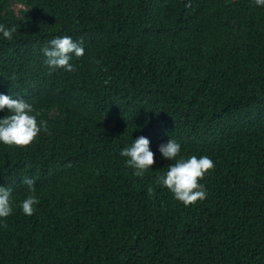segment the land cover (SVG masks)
I'll return each mask as SVG.
<instances>
[{"label":"trees","instance_id":"1","mask_svg":"<svg viewBox=\"0 0 264 264\" xmlns=\"http://www.w3.org/2000/svg\"><path fill=\"white\" fill-rule=\"evenodd\" d=\"M0 25L16 29L0 33V95L48 125L27 147L0 142V187L13 200L0 264H264V6L0 0ZM63 36L84 48L71 72L43 54ZM140 136L155 163L136 176L120 152ZM171 138L177 159L215 165L190 206L158 183L175 163L159 151Z\"/></svg>","mask_w":264,"mask_h":264},{"label":"clouds","instance_id":"2","mask_svg":"<svg viewBox=\"0 0 264 264\" xmlns=\"http://www.w3.org/2000/svg\"><path fill=\"white\" fill-rule=\"evenodd\" d=\"M258 6H264V0H255ZM16 29L7 28L0 25V33L7 40H11ZM76 57L84 55L82 41L74 42L71 37L63 36L52 39L49 46L43 49V54L47 58L49 67L64 68L73 71L70 64L71 55ZM7 108L10 114L0 119V142L9 146L23 148L31 145L40 134L41 130L47 132V121H39V113H34L32 104L24 100L13 99L8 95H0V110ZM162 157L175 161L167 167L166 175L158 177V183L170 190L175 199L185 206H190L206 198V189L200 183L205 175L214 169V162L208 156L189 158H179L181 145L174 139H170L166 144L159 147ZM121 157L127 158L128 167L134 168L136 176H143L145 172L152 168L155 163V154L150 150V141L140 136L130 147L124 148L120 152ZM23 183L28 186L30 195L22 201L23 213L32 216L35 212V205L39 203L35 195V180L25 177ZM149 196H153L154 190L148 188ZM12 189L10 187H0V219H6L13 212ZM6 227V225H4Z\"/></svg>","mask_w":264,"mask_h":264}]
</instances>
